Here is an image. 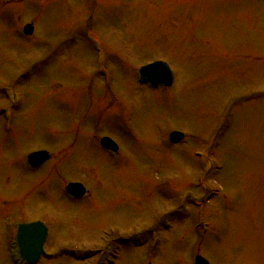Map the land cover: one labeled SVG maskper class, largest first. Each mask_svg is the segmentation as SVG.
Masks as SVG:
<instances>
[{
  "label": "rangeland",
  "instance_id": "1",
  "mask_svg": "<svg viewBox=\"0 0 264 264\" xmlns=\"http://www.w3.org/2000/svg\"><path fill=\"white\" fill-rule=\"evenodd\" d=\"M21 221L38 264H264V0H0V264Z\"/></svg>",
  "mask_w": 264,
  "mask_h": 264
},
{
  "label": "water",
  "instance_id": "2",
  "mask_svg": "<svg viewBox=\"0 0 264 264\" xmlns=\"http://www.w3.org/2000/svg\"><path fill=\"white\" fill-rule=\"evenodd\" d=\"M25 34H31L32 28L26 26L24 28ZM139 80L142 83H149L152 86H164L169 87L173 83V75L167 64L163 62H154L144 67H141L138 71ZM182 139V134L172 133L170 140L177 142ZM102 145L108 149L115 151V147L112 145L109 139H103ZM48 159L46 152H38L29 155L28 161L30 165L37 166ZM67 192L73 196L79 198L84 194V188L81 184H69L67 186ZM46 236V228L40 222L20 225L16 233V245L19 255L28 264H35L40 255L43 254L42 245ZM194 264H208L203 258L197 256Z\"/></svg>",
  "mask_w": 264,
  "mask_h": 264
},
{
  "label": "flooded vegetation",
  "instance_id": "3",
  "mask_svg": "<svg viewBox=\"0 0 264 264\" xmlns=\"http://www.w3.org/2000/svg\"><path fill=\"white\" fill-rule=\"evenodd\" d=\"M43 166H44V165L40 166V171L43 169ZM86 195H87V189H86V194L83 196V198H84ZM67 197H68V196H67ZM69 198L72 199V200H76V199L71 198L70 196H69ZM48 236H50L49 232H48Z\"/></svg>",
  "mask_w": 264,
  "mask_h": 264
}]
</instances>
